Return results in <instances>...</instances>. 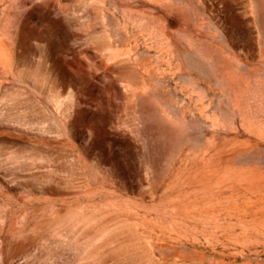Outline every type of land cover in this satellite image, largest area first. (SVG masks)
I'll return each instance as SVG.
<instances>
[{
  "label": "rangeland",
  "instance_id": "rangeland-1",
  "mask_svg": "<svg viewBox=\"0 0 264 264\" xmlns=\"http://www.w3.org/2000/svg\"><path fill=\"white\" fill-rule=\"evenodd\" d=\"M0 264H264V0H0Z\"/></svg>",
  "mask_w": 264,
  "mask_h": 264
}]
</instances>
